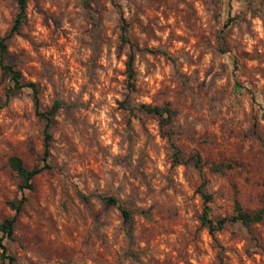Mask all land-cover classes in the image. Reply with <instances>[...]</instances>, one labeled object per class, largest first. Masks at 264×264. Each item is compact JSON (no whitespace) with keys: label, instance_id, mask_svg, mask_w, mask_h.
<instances>
[{"label":"rangeland","instance_id":"374dc122","mask_svg":"<svg viewBox=\"0 0 264 264\" xmlns=\"http://www.w3.org/2000/svg\"><path fill=\"white\" fill-rule=\"evenodd\" d=\"M15 12V0H0V37ZM121 23L134 44L133 87L119 79L124 69H113L102 94L123 85V92L111 90L124 96L116 104L129 153L106 168L107 150L87 136V113L104 83L105 48L109 59L115 48L118 61L128 51L119 45ZM262 32L264 0H25L24 22L8 39L4 61L38 86L40 110L55 99L61 106L50 128L49 168L20 191L6 160L15 155L25 167L42 164L43 124L27 88L5 101L8 82L0 73V221L12 214L7 201L25 196L11 238H2L17 264H264V217L226 222L214 239L199 224L202 181L213 219L230 215L234 200L252 210L264 199ZM86 50L91 55L84 59ZM78 75L86 81L79 94L72 88ZM143 95H150L148 105L168 104L167 123L136 109ZM141 133L147 140L133 166ZM157 138L162 147H153ZM161 156L167 173L154 167ZM213 163L223 165L221 172L209 170ZM117 166L126 169L122 177Z\"/></svg>","mask_w":264,"mask_h":264},{"label":"trees","instance_id":"16d2710c","mask_svg":"<svg viewBox=\"0 0 264 264\" xmlns=\"http://www.w3.org/2000/svg\"><path fill=\"white\" fill-rule=\"evenodd\" d=\"M16 1V12L14 14L12 23L8 31L0 37V73L6 78L8 86L5 92V101L15 93L19 92L22 88H27L30 90V96L32 99L33 109L36 118L42 122V152L40 160L43 161L42 164H34L31 167H25L22 161L15 155H11L7 158L6 163L8 167L13 171L18 179L17 188L18 190H30L32 188L33 177L44 169H48L49 165L45 162L46 158L49 156V147L51 140L50 128L53 124V118L60 108V102L58 100H53L49 107L45 110H40L38 107V86L32 81H24L22 75L18 69H16L12 64L4 61V56L7 52V42L11 35L18 32L19 27L24 22L25 19V0H15ZM122 19V18H121ZM119 45H126L128 47L127 59L124 63L125 72V85L128 89L133 87L134 81V70H133V47L134 44L129 40L126 34V27L124 23L120 25L119 33ZM251 99L254 100L253 94H251ZM137 110L148 113L157 114L163 116V121L167 123L171 116L173 115V110H171L167 103L161 105H148L140 103L136 107ZM264 115V113H263ZM194 163L198 165L199 157L194 154ZM223 165L221 163H213L210 165L209 170L212 172H221ZM204 182L202 181L199 186V193L203 199V207L199 215V224L204 226L212 239H214V234L219 230L226 222L239 221L242 224H249L253 222L260 221L264 217V199L261 205L252 210H245L241 207L237 200L233 202V212L227 216H221L218 218H211L207 213V202L210 196L203 192L202 187ZM79 196L82 199H86V195L79 192ZM103 200L109 204H116L117 199L113 196H104ZM25 201V196L21 194L18 198H12L7 201V205L12 210V214L5 217L0 221V264H17L14 254L9 252L6 245L2 242V238H11L13 226L16 221L18 212L21 210L23 203ZM122 215L124 217L128 216V213L119 207Z\"/></svg>","mask_w":264,"mask_h":264},{"label":"clouds","instance_id":"9594fccd","mask_svg":"<svg viewBox=\"0 0 264 264\" xmlns=\"http://www.w3.org/2000/svg\"><path fill=\"white\" fill-rule=\"evenodd\" d=\"M240 4L234 3V9H239ZM255 25L257 26V31H260V19L255 20ZM65 27L67 28L68 25L65 24ZM41 32L44 31V29H40ZM165 38L167 37V33L163 34ZM261 35H264V32L261 33ZM156 42L153 41V45H155ZM177 47H180L178 44ZM72 50L69 49V52ZM127 49L125 50V55L121 58V60L116 59V50L115 48L111 51L110 59L107 56V48H105V55L101 56L100 63L104 65V67L107 69V72H101L99 73L101 80L104 82L101 85V88L99 91L95 93V99L92 101L91 108L88 110L87 115L89 116L88 124L89 127L87 129V136L89 138L95 137V143H97L101 148L106 149L108 152V163L106 164V168H112V160L116 157H123L127 156L129 153V144L126 139L127 132L125 131L124 122H123V114L118 110L116 101L117 100H123L124 96L117 93V91H112L111 88L115 87L119 90V92H123L124 88L123 85H115V86H108L109 90L106 94H102L104 92V86L107 85V81L110 77L113 76V69H124V63L123 61L127 59ZM91 55L90 50H86L84 59H87V57ZM209 58L205 57V64H207V60ZM226 59V58H225ZM57 63H60L59 58H57ZM81 72L83 70H80ZM184 71L191 74L190 68H185ZM140 72H144V66H140ZM157 78L163 79V74L159 75ZM203 78V77H201ZM119 79L123 81L125 79L124 76H120ZM153 77H148V82L151 84ZM209 79H211L209 77ZM86 81L84 79H81L79 75L77 76V81L73 83L72 88L74 93L79 94L81 91V85L85 84ZM219 83H223V81H220ZM25 91H30L28 89H25ZM155 89L153 88V92ZM82 102L88 103L89 102V94L88 92H85L82 95ZM139 103H145V104H151L153 101L150 98V95H143L138 98ZM99 105V106H97ZM94 126V127H93ZM199 127V126H198ZM136 131L140 132L139 124H136ZM151 131L153 133V136L158 137V130L156 128L155 124L151 125ZM23 139V137H21ZM147 140V137H145L142 133L140 135V138L138 141L135 142L134 148H133V158H132V165L135 166L137 159L139 157L140 151L145 147V142ZM153 147L155 146H163L164 141L159 140L158 138L151 142ZM149 153L153 155V158H157V153L152 152L151 149H149ZM155 168H158L160 173H167V165L163 160V157H159V162L154 165ZM114 171L118 173L121 177L126 174V169L121 167H115ZM180 171H183V169H180ZM107 179V177L105 178ZM117 186H119L117 184ZM128 189L126 188L125 191Z\"/></svg>","mask_w":264,"mask_h":264}]
</instances>
